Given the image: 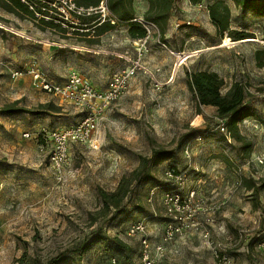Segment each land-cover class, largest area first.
<instances>
[{
  "label": "rangeland",
  "instance_id": "374dc122",
  "mask_svg": "<svg viewBox=\"0 0 264 264\" xmlns=\"http://www.w3.org/2000/svg\"><path fill=\"white\" fill-rule=\"evenodd\" d=\"M24 1L34 12L44 2V14L60 21L64 0ZM217 1L203 0L202 8L189 0L174 4L164 44L157 34L148 43L146 72L134 75L99 120L92 137L98 148L71 145L60 180L48 164L49 149L41 152L37 137L42 130L75 126L82 113L36 90L24 74L11 79L10 72L34 67L50 82L61 83L73 68L105 86L124 68L113 54L134 57L132 40L124 24L103 35V45L95 35L82 40V34L54 23L48 28L50 22L35 16L0 17L11 32L0 30V110L16 103L29 112L0 115V264H110L112 259L139 264L142 236L153 249L170 219L162 203L169 167L183 176L174 189L186 207L172 218L181 233L161 256L152 253L156 264H264V66L259 67L264 63V17L224 0L229 31L247 38L220 39L206 12ZM132 7L134 17L144 18L145 0H134ZM89 10L94 9L86 10L79 23H90L92 17L102 22L108 15L100 5ZM70 46L95 53L76 55ZM183 55L191 57L184 60ZM196 71L216 73L224 90L233 82L246 88L249 116L238 130L252 145L249 156L221 131L224 123L214 108L195 107L185 75ZM160 152L170 158L152 167ZM141 158L151 160L147 181L120 214L100 216L99 192H114ZM249 180L257 192L246 188ZM138 223L143 234H131Z\"/></svg>",
  "mask_w": 264,
  "mask_h": 264
},
{
  "label": "built area",
  "instance_id": "2783aa9c",
  "mask_svg": "<svg viewBox=\"0 0 264 264\" xmlns=\"http://www.w3.org/2000/svg\"><path fill=\"white\" fill-rule=\"evenodd\" d=\"M20 1L26 4L24 0ZM40 3L43 6L41 8V13L34 12L33 8L29 7V10L34 13L36 19H42L44 21L60 25L64 29L68 28L67 25L77 24L80 17H83L82 15L86 11L82 8H77L73 0H64L63 6H61V9L59 10L60 21L55 22L49 16L44 14V2ZM105 3L106 0L100 3V11L102 13L108 12L105 7ZM197 7L202 8L198 4ZM89 11L93 12L96 11V9ZM108 17L109 13L107 17H104L105 19L103 21L107 19V22H109L110 25L115 26L116 20ZM129 22L137 24L141 27L145 32V35L141 39L134 40V57H122L125 67L110 76L107 85L103 90L96 89L76 72H69L64 82L61 83L50 82L38 69H35L34 67L24 70V73L18 71L10 72L11 79L16 80L24 74L30 78L32 85L36 90L44 94L54 96L62 102L72 104L76 108L80 109L82 113L83 117L80 119V122L73 127L53 131L42 130L38 134L37 138L41 142L39 146L40 151L43 152L44 148L49 149L48 164L50 165L53 174L59 180L64 167L69 161L71 145H88L93 149H97L98 145L92 141V137L95 130L98 128L99 120L105 114L107 109L113 103L119 101V99L125 94L128 89L129 82L132 80L134 75L138 72H146L143 60L148 53L147 46L154 35L157 34L159 38L158 31L153 24L143 17L135 16ZM0 30L10 32V30L7 29L1 22ZM220 129L222 132L225 131L224 127H221ZM24 137L29 138L30 135L24 134ZM258 162L259 164H263L262 160H258ZM182 177L183 176L179 171L172 169H167L164 172V178L168 181V183L165 186V189L167 190L163 194L162 203L164 205L163 208L165 215L170 219L164 226L161 243L154 246L153 249L151 247L150 240L142 236L140 240L139 264H156L155 260L152 258V253L154 252L156 256H161L163 254L164 246L172 242L175 237L181 233V227H177L173 223V219L176 220L175 214L183 212L186 207L185 203L180 198V195L178 193L176 194V190L174 189L175 185L180 184L183 181ZM153 195L154 192L149 195V202L152 200L151 196ZM190 197H193V194ZM144 229L143 224L138 223L131 230V234H143ZM110 264H119V262L112 259Z\"/></svg>",
  "mask_w": 264,
  "mask_h": 264
},
{
  "label": "trees",
  "instance_id": "16d2710c",
  "mask_svg": "<svg viewBox=\"0 0 264 264\" xmlns=\"http://www.w3.org/2000/svg\"><path fill=\"white\" fill-rule=\"evenodd\" d=\"M11 11L18 16L24 14L33 20L34 13L29 10V6L22 3L20 0H7ZM29 1V0H27ZM104 0H73L77 8L84 10L96 9ZM134 0H106L105 7L109 13L108 18L116 20V25L112 26L107 19L98 26L99 22L95 17L91 19V27L96 29L99 35L113 31L118 25L125 24L128 28V36L131 40L141 39L145 32L137 24L130 23L133 13ZM178 0H145L147 9L144 13V18L155 26L158 31L159 38L164 44V35L168 27V21L171 17V12L174 4ZM203 0H189L193 5L201 3ZM234 7L242 11H249L259 17H264V0L258 3L256 0H230ZM42 8V4H40ZM41 9L35 12L41 13ZM134 17V16H133ZM208 17L211 25L216 31V35L223 39L227 35L233 41H241L247 38L245 33L233 34L229 31L230 11L224 0H219L209 6ZM43 22V21H42ZM44 23V22H43ZM48 28L54 27L51 23H45ZM264 63H259V67H263ZM186 87L191 95L192 101L197 109L201 107H211L215 109L216 117L224 123V129L229 140L238 143L242 150L249 156L251 151V143L246 141L240 135L238 123L249 116V111L245 106L247 98L246 88L238 83L233 82L226 90H224V82L216 73L206 71H196L186 73ZM17 113H29L22 108H16V103L4 106L0 110V115H12ZM226 137V136H224ZM170 154L160 152L151 164L152 167L168 160ZM151 160L141 158L139 166L132 171L128 176L123 177L117 188L112 193L104 191L99 192L101 199V209L99 215L105 217L111 213L120 214L126 207L129 198L134 195L136 189L145 183L149 177V163ZM150 166V167H151ZM171 170L177 171L174 167H169ZM178 173V172H177ZM248 190L257 192L259 188L254 189V184L251 180L245 182ZM260 188H264V179L261 182ZM83 249V248H82Z\"/></svg>",
  "mask_w": 264,
  "mask_h": 264
},
{
  "label": "crops",
  "instance_id": "0c3cea01",
  "mask_svg": "<svg viewBox=\"0 0 264 264\" xmlns=\"http://www.w3.org/2000/svg\"><path fill=\"white\" fill-rule=\"evenodd\" d=\"M8 8H10V6H9V4H8V1L7 0H0V17L1 18H3V19H8V17H11V16H13V17H19L20 16V18L21 19H30L29 17H27V16H21V14L18 16L17 14H15V13H13V12H11V11H8ZM198 8V7H197ZM207 12V11H206ZM90 14H88L87 13V16H89ZM83 17H84V15H82ZM80 22V21H79ZM77 23V24H71L70 26L71 27H69V28H66V30L67 31H70V33L72 32V33H74V32H76V33H80V34H82V40L84 39V37H89V35H95V37L97 38H100L101 39V43L104 45V42L106 41V38L104 39L103 38V35L104 36H107V35H109V34H111L113 31H111V32H109V33H106V34H102V35H99L98 33H96V29L94 30V28H92L91 27V25H92V23L90 22V23ZM104 21H102V22H99V24H98V26H100V24L101 23H103ZM107 22V21H106ZM78 25V26H77ZM125 25V24H124ZM126 26V25H125ZM127 27V26H126ZM127 30H128V28H127ZM76 35V34H75ZM127 35H128V32H127ZM129 37V36H128ZM108 38H111V36L109 37L108 36ZM91 42H92V40H90ZM91 42H88V43H91ZM97 42V41H96ZM93 43V42H92ZM82 44V43H81ZM119 45H120V47H121V43H119ZM133 45H134V40H132V49H134L133 48ZM69 49H70V51L72 52V53H74V54H84V53H92V54H94L95 53V51H89L86 47H84V46H70V47H68ZM97 50H100V47H98L97 48ZM96 53H98L99 55L101 54V52L100 51H97ZM113 56L114 57H117L118 59H119V61H120V64L123 62V60H122V57H125V56H129V54H118V53H114L113 54ZM118 61V62H119ZM124 63V62H123ZM124 67H125V63H124ZM69 72H76L77 74H79L84 80H86L87 82H89L91 85H93L96 89H99V90H103V89H105V87H106V85H107V83L105 82V86L104 85H102L101 86V84H103L102 82H100L99 80H97V79H91V78H89L88 76H86V75H83L80 71L78 72L76 69H73V68H70L68 71H67V74H66V76H65V78L67 77V75H68V73ZM96 80V81H95ZM108 82V81H107Z\"/></svg>",
  "mask_w": 264,
  "mask_h": 264
},
{
  "label": "water",
  "instance_id": "95a60500",
  "mask_svg": "<svg viewBox=\"0 0 264 264\" xmlns=\"http://www.w3.org/2000/svg\"><path fill=\"white\" fill-rule=\"evenodd\" d=\"M182 57H183L184 60H187L188 58L191 57V55H183Z\"/></svg>",
  "mask_w": 264,
  "mask_h": 264
},
{
  "label": "bare ground",
  "instance_id": "6f19581e",
  "mask_svg": "<svg viewBox=\"0 0 264 264\" xmlns=\"http://www.w3.org/2000/svg\"><path fill=\"white\" fill-rule=\"evenodd\" d=\"M227 44V43H226ZM193 55V54H192Z\"/></svg>",
  "mask_w": 264,
  "mask_h": 264
}]
</instances>
